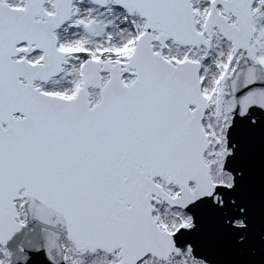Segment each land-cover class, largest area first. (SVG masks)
I'll list each match as a JSON object with an SVG mask.
<instances>
[{"label":"snow or ice","instance_id":"obj_1","mask_svg":"<svg viewBox=\"0 0 264 264\" xmlns=\"http://www.w3.org/2000/svg\"><path fill=\"white\" fill-rule=\"evenodd\" d=\"M0 264H264V0H0Z\"/></svg>","mask_w":264,"mask_h":264}]
</instances>
